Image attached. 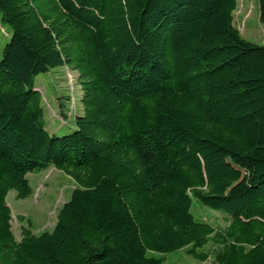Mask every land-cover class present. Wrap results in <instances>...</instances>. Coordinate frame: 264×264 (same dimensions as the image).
<instances>
[{"label":"trees","instance_id":"obj_1","mask_svg":"<svg viewBox=\"0 0 264 264\" xmlns=\"http://www.w3.org/2000/svg\"><path fill=\"white\" fill-rule=\"evenodd\" d=\"M237 6L0 0V264H164L156 254L179 249L205 261L209 242L213 264H264V45L241 36ZM56 68L80 91L63 135L35 85ZM49 167L70 198L52 230L28 220L17 238L7 194L29 197L27 175ZM195 200L226 227L196 220Z\"/></svg>","mask_w":264,"mask_h":264},{"label":"rangeland","instance_id":"obj_2","mask_svg":"<svg viewBox=\"0 0 264 264\" xmlns=\"http://www.w3.org/2000/svg\"><path fill=\"white\" fill-rule=\"evenodd\" d=\"M234 25L241 36L253 43L264 45V25L259 21L258 0H238L234 12ZM10 28L0 20V58L2 49L9 40ZM35 85L42 94L45 109V122L49 131L57 135L67 134L74 129L73 124L62 117V111L67 118L79 113L77 104L79 88L76 82V73L67 68L51 69L47 73L39 74L35 78ZM69 96L70 102L61 108L60 101ZM33 189V194L24 199L16 198V191L7 194L6 201L12 211V229L18 238L21 225H27L28 220L33 232L50 231L56 222L57 212L70 198L73 181L54 167L38 173L27 175ZM191 211L198 221H206L213 226L223 229L227 222L221 212L201 205L194 201ZM23 217V222L18 217ZM209 257L205 261H198L179 249L171 253L156 254L164 258V264H213L212 258L218 247L209 242L203 247Z\"/></svg>","mask_w":264,"mask_h":264}]
</instances>
